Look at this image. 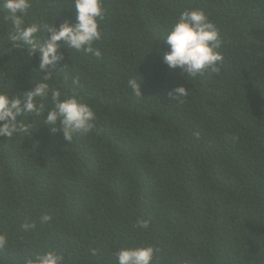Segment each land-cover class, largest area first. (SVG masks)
Wrapping results in <instances>:
<instances>
[{
	"label": "trees",
	"instance_id": "obj_1",
	"mask_svg": "<svg viewBox=\"0 0 264 264\" xmlns=\"http://www.w3.org/2000/svg\"><path fill=\"white\" fill-rule=\"evenodd\" d=\"M198 8L219 30L223 59L218 73L193 78L162 52L180 13ZM103 9L101 57L60 41L64 58L49 69L52 87L91 106L95 129L70 142L51 131L49 96L41 115L17 117L29 132L0 137V264L49 250L64 264H117L122 248L146 245L152 264H264V0H103ZM73 11L74 0H31L25 23L59 28L75 23ZM6 15L0 3V91L19 96L43 74L39 55L10 40ZM178 86L188 95H169ZM44 214L52 219L41 225ZM25 222L36 226L25 232Z\"/></svg>",
	"mask_w": 264,
	"mask_h": 264
},
{
	"label": "clouds",
	"instance_id": "obj_2",
	"mask_svg": "<svg viewBox=\"0 0 264 264\" xmlns=\"http://www.w3.org/2000/svg\"><path fill=\"white\" fill-rule=\"evenodd\" d=\"M0 3L7 12L5 19L12 25L10 40L16 46L22 44L29 57L39 55L38 70L43 74L42 79L35 83V87L19 96L0 91V137L11 138L19 132H29L30 125L21 124L17 117H24L26 113L41 115L46 110L42 101L49 96L52 107L46 110L45 125L49 126L51 131L62 132L68 142L72 140L73 133L93 131L96 115L91 106L75 91L68 96L59 88L52 87L50 81L54 75L49 69L64 58L63 53L59 51L60 41H64L69 49L101 57L100 49L93 45L101 39L99 22L104 18L103 0H74L75 23L65 21L59 28L55 27V24L26 25L25 18L31 7V0H0ZM41 31L46 33L42 43L37 40V33ZM163 40L169 45V48L162 52L164 63L170 68L181 69L182 75L195 78L205 70L215 73L220 71L218 62L222 61L223 57L218 50L222 43L219 30L203 9L182 11ZM72 81L74 85H79L78 79ZM128 86L138 96L141 95L136 79H129ZM188 92L184 86H178L172 89L169 95L178 99L187 96ZM51 219L50 215L44 214L39 222L43 225ZM136 224L141 229L149 226L145 219H138ZM35 226V222H25L20 228L27 232ZM6 244L7 237L0 234V248ZM154 254L155 249L151 245L124 247L117 253L116 259L117 264H152ZM64 260L62 254L49 250L29 258L27 264H64Z\"/></svg>",
	"mask_w": 264,
	"mask_h": 264
}]
</instances>
